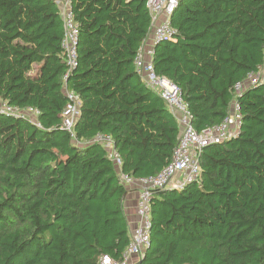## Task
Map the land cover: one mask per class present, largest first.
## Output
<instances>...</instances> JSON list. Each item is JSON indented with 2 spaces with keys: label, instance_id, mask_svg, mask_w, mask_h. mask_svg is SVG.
Masks as SVG:
<instances>
[{
  "label": "trees",
  "instance_id": "obj_1",
  "mask_svg": "<svg viewBox=\"0 0 264 264\" xmlns=\"http://www.w3.org/2000/svg\"><path fill=\"white\" fill-rule=\"evenodd\" d=\"M78 62L64 58L54 0H0V100L34 109L41 128L0 114V264L121 261L132 225L123 173L157 176L180 123L135 60L153 22L147 0H70ZM175 39L157 44L156 73L178 85L198 133L219 126L237 99L239 136L206 147L198 180L152 196L151 246L138 264H264V82L234 87L264 67V0H180ZM67 92L80 99L64 128Z\"/></svg>",
  "mask_w": 264,
  "mask_h": 264
},
{
  "label": "built area",
  "instance_id": "obj_2",
  "mask_svg": "<svg viewBox=\"0 0 264 264\" xmlns=\"http://www.w3.org/2000/svg\"><path fill=\"white\" fill-rule=\"evenodd\" d=\"M58 4L64 21V39L62 43L65 61L71 69L77 66L78 45L80 32L75 23L74 14L70 0H55ZM180 0H147V8L150 13L154 31V43L160 44L175 39L177 30L170 23L172 15L179 6ZM161 18L163 20L161 21ZM154 50L149 53L144 52V48L139 52L135 60L136 70L142 76L145 85L158 93L168 105L174 115H176L182 134L177 147L174 150L171 163L163 169L157 176L145 179H136L127 174H121V182L126 185L141 187L140 198L137 207L138 226L131 233L130 244L124 253L121 261L125 263L131 255H140L145 250L144 247L150 243L151 233V210L152 196L156 189H169L181 191L188 185L196 182L200 174V154L206 147L214 144H222L225 141L235 139L239 136V129L242 121L241 109L237 102V97L242 93L245 85L255 86L264 82V67L259 72L250 74L245 83H238L234 87L235 99L232 111L228 117L214 128L198 133L193 125V116L189 105L183 99L182 91L178 85L166 77H161L156 73L153 64ZM149 57L150 60H147ZM70 105L64 114V128L72 132L76 116L80 108V99L70 92L67 94ZM0 114L14 118L27 119L33 123L37 122L38 111L34 109L21 110L10 106L0 100ZM80 114V112L78 113ZM41 128L39 123H35ZM102 141L109 147L111 159L116 167L121 168L122 160L116 152L110 138L98 136L96 142ZM108 256H104L99 264H119Z\"/></svg>",
  "mask_w": 264,
  "mask_h": 264
},
{
  "label": "crops",
  "instance_id": "obj_3",
  "mask_svg": "<svg viewBox=\"0 0 264 264\" xmlns=\"http://www.w3.org/2000/svg\"><path fill=\"white\" fill-rule=\"evenodd\" d=\"M163 18H161V21ZM157 44L154 43V36H151L144 47V52L147 54L151 50H155ZM147 60H150L149 57H146ZM127 202H126V209L127 213L129 216L130 223L132 225V229L134 227V223L137 220V201H138V191L136 189L131 190L128 197H127Z\"/></svg>",
  "mask_w": 264,
  "mask_h": 264
},
{
  "label": "rangeland",
  "instance_id": "obj_4",
  "mask_svg": "<svg viewBox=\"0 0 264 264\" xmlns=\"http://www.w3.org/2000/svg\"><path fill=\"white\" fill-rule=\"evenodd\" d=\"M55 1V0H54ZM153 34H154V31L153 30H151V33H150V35H149V37H148V39L151 37V36H153ZM246 86H249V84H247ZM80 112V110L78 111V113ZM77 113V117H79V114ZM100 143L102 142L101 140L99 141ZM106 145H107V143H106ZM107 148L109 149V147L107 146ZM118 168V167H117ZM118 173H119V178L121 179V174H125V173H123V171H122V169L121 168H118ZM122 181V180H121ZM123 185H125V187L128 189V191H129V193H130V191L131 190H134V189H136L137 191H138V201H137V207H138V202H139V198H140V193H141V191H140V189H141V187H136V186H130V185H126V184H123ZM128 197V196H127ZM127 198H126V202H127ZM126 202H125V205H126ZM138 216H137V220H136V222L134 223V227H133V230H135L136 228H137V226H138ZM151 223H152V220H151ZM150 246H151V243H149L148 245H146L145 247H144V251H143V253L142 254H140L139 256L138 255H131V256H129V259H128V261L127 262H125V263H122V262H117V260H115V262H117V263H119V264H138V263H140L141 261H142V259L144 258V256L146 255V252L148 251V249L150 248ZM103 258H104V256L100 259V262L99 263H101V261L103 260ZM112 259V258H111ZM114 260V259H113Z\"/></svg>",
  "mask_w": 264,
  "mask_h": 264
},
{
  "label": "bare ground",
  "instance_id": "obj_5",
  "mask_svg": "<svg viewBox=\"0 0 264 264\" xmlns=\"http://www.w3.org/2000/svg\"><path fill=\"white\" fill-rule=\"evenodd\" d=\"M70 93V92H67V94Z\"/></svg>",
  "mask_w": 264,
  "mask_h": 264
}]
</instances>
